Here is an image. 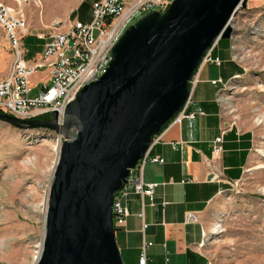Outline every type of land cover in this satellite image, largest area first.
Listing matches in <instances>:
<instances>
[{"label": "water", "instance_id": "1", "mask_svg": "<svg viewBox=\"0 0 264 264\" xmlns=\"http://www.w3.org/2000/svg\"><path fill=\"white\" fill-rule=\"evenodd\" d=\"M246 0H174L128 25L105 72L68 103L63 123L20 120L19 130L61 137L49 188L44 237L35 264H123L112 224L114 197L130 171L188 104L205 54L233 33L230 20Z\"/></svg>", "mask_w": 264, "mask_h": 264}, {"label": "rangeland", "instance_id": "2", "mask_svg": "<svg viewBox=\"0 0 264 264\" xmlns=\"http://www.w3.org/2000/svg\"><path fill=\"white\" fill-rule=\"evenodd\" d=\"M0 2L22 13L25 59L31 61L39 58L43 46L35 35L47 36L55 18L89 22L94 0ZM229 23L231 37L217 42L211 53L215 57L218 48L222 64L203 65L198 79L209 84L206 79L221 74L227 78L236 66V76L224 82L219 95L221 115L226 126L248 139L249 152L240 179L225 184L218 201L202 217L201 249L208 264H264V0H246ZM228 52L234 65L227 60ZM11 64L12 53L0 28V79ZM45 74L38 69L31 75L29 98L38 92L31 79ZM57 138L52 132L19 130L0 121V264H35Z\"/></svg>", "mask_w": 264, "mask_h": 264}, {"label": "crops", "instance_id": "3", "mask_svg": "<svg viewBox=\"0 0 264 264\" xmlns=\"http://www.w3.org/2000/svg\"><path fill=\"white\" fill-rule=\"evenodd\" d=\"M39 36L35 35L43 45L46 39ZM219 53L216 48L215 57L223 62ZM227 60L233 64L230 54ZM232 69L227 78L221 74L206 79L210 81L206 84L198 79L202 66L186 106V114H194V118L171 125L151 146L149 156L163 160L147 162L142 168V181L156 184L152 197L141 200L133 194V182L125 185L128 195L124 203L129 214L122 226H114L123 264H138L144 242L151 243L146 248V264H208L201 249L202 217L218 201L225 184L240 179L249 152L248 139L226 126L221 115L219 95L224 82L236 76V66ZM43 79H31L35 89ZM217 79L222 83H211ZM217 137H222V150L215 155L212 146ZM189 214L195 220L187 221Z\"/></svg>", "mask_w": 264, "mask_h": 264}, {"label": "built area", "instance_id": "4", "mask_svg": "<svg viewBox=\"0 0 264 264\" xmlns=\"http://www.w3.org/2000/svg\"><path fill=\"white\" fill-rule=\"evenodd\" d=\"M173 1L94 0L91 6L92 18L87 23L78 17L53 19L48 27L49 34L39 36L41 39H46L39 58L31 61L25 59L23 36L26 27L22 13L16 7L0 2V28L12 53L9 72L6 77L0 79V113L20 120H48L52 119V113H56V122L61 125L68 103L75 98L81 88L96 81L105 72L110 60L111 48L126 27L133 23L131 21L150 11L163 13ZM206 63L219 66L221 60L212 56L209 50L191 80L192 88L196 83L198 71ZM38 69H44L46 74L36 97L29 98L31 92L29 78ZM211 83L215 85L222 81L217 79ZM186 106L172 119L166 129L183 118H194V114H186ZM161 134L153 137L152 145L158 141ZM57 136L61 144V137ZM221 143L222 137L214 140L212 151L215 155L221 152ZM147 162L162 163L163 160L150 157L148 151L131 169L128 178L130 183L133 182V194L138 195L141 200L144 197L151 198L156 186L154 183H144L141 179L142 168ZM215 177L213 176L212 179ZM124 187L114 197L113 227L122 226L129 214L124 203L128 195ZM186 220L193 221L195 217L189 214ZM150 244L143 243L138 264H146V248Z\"/></svg>", "mask_w": 264, "mask_h": 264}, {"label": "bare ground", "instance_id": "5", "mask_svg": "<svg viewBox=\"0 0 264 264\" xmlns=\"http://www.w3.org/2000/svg\"><path fill=\"white\" fill-rule=\"evenodd\" d=\"M57 145L55 146V148H54V150H55V153H56V157L58 158V152H59V147H60V142H59V139H57ZM56 161H57V159H56ZM55 164H56V162H55ZM54 168H55V166H54ZM53 171H54V169H53ZM49 193V192H48ZM48 199V196L47 197H45V200H44V213H46V207H47V199ZM45 216V215H44ZM44 223H45V218H44ZM44 237V230H43V235H42V238ZM42 241H43V239L41 240V243L38 245V251H37V255L36 256H34L35 257V263L37 262V260L39 259V256H40V254H41V249H42Z\"/></svg>", "mask_w": 264, "mask_h": 264}, {"label": "trees", "instance_id": "6", "mask_svg": "<svg viewBox=\"0 0 264 264\" xmlns=\"http://www.w3.org/2000/svg\"><path fill=\"white\" fill-rule=\"evenodd\" d=\"M220 40H222V39H219L218 42H219ZM213 48H214V47H213ZM213 48H212V50H211V53H212V51H213Z\"/></svg>", "mask_w": 264, "mask_h": 264}]
</instances>
